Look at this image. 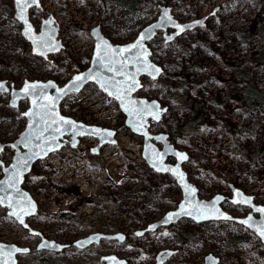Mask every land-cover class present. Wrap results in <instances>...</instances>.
Segmentation results:
<instances>
[{
    "label": "rangeland",
    "instance_id": "obj_1",
    "mask_svg": "<svg viewBox=\"0 0 264 264\" xmlns=\"http://www.w3.org/2000/svg\"><path fill=\"white\" fill-rule=\"evenodd\" d=\"M164 5L182 23L205 21L172 41L160 31L150 43L152 59L163 66L164 74L158 80L143 77L139 96L168 107L159 123L151 121V130L168 133L178 148L189 152L184 168L201 198L217 193L232 197V183L264 204V105L249 108L241 92L245 86L235 84L238 70L264 93V64L257 57L264 49V0H41V7L31 9V20L40 30L43 18L53 15L64 46L48 58L33 53L15 16L14 0H0V80L15 88L25 80L53 79L63 85L89 67L92 28L101 25L114 43H128L158 18ZM174 31L169 29L167 35ZM10 100L9 92H0V142L5 143L15 141L24 130L29 108L27 99L19 107H12ZM61 111L117 130V143L93 154L97 138H81L75 148L67 142L36 163L26 179L25 187L40 207L30 225L49 239L70 244L68 249L38 251L40 238L0 206V241L31 248L19 256L18 264H106L102 256L107 254L132 264H154L165 249L176 250L166 264H204L209 253L219 256L222 264H264L259 237L234 221L197 223L184 218L140 234L178 207L182 192L176 180L147 165L143 138L126 127L118 102L95 83L68 95ZM14 153L6 148L0 161L9 164ZM228 201L222 206L234 216L245 217L251 211ZM94 232H120L126 239H104L84 250L74 246L77 239ZM235 235L243 240L231 241Z\"/></svg>",
    "mask_w": 264,
    "mask_h": 264
},
{
    "label": "water",
    "instance_id": "obj_2",
    "mask_svg": "<svg viewBox=\"0 0 264 264\" xmlns=\"http://www.w3.org/2000/svg\"><path fill=\"white\" fill-rule=\"evenodd\" d=\"M14 5L15 16L22 24V33L31 44L35 55L48 58L49 55L56 54L63 49V43L58 38L59 25L53 15L43 18L40 30L31 20V9L41 7V0L30 3L29 6L23 8V11L17 4V0H14ZM160 10L158 18L147 24L139 31L137 37L128 43H114L103 33L101 25L92 28L94 51L89 67L75 73L63 85L53 79L46 81L25 80L21 88H15L13 85L10 87L7 80H0V85H3L0 92L11 94L10 104L12 107H19L23 100L29 101V108L24 113L26 117L24 130L15 141L0 142V154L9 147L15 150L9 164L0 161L3 169V176L0 178V206L6 208L7 214L15 218L29 234L39 236L40 241L36 247L38 251L60 253L68 249L70 244L47 238L42 231L33 228L29 223V219L35 217L40 208L37 199L25 187L26 179L36 163L61 150L67 141L75 148L79 145L81 138H97V146L91 149L93 154H98L106 144L117 143V130L77 120L61 111L63 100L72 93L81 92L89 83H95L99 89L118 102L126 117V127L133 134L143 138L142 157L147 165L160 174L172 176L181 189L182 199L178 207L169 210L161 219L149 224L140 234L172 226L184 218H190L197 223L226 220L247 227L264 244V235H261V232L264 231V211H260L264 209V205L255 203V195L247 194L231 183L229 186L232 197L217 193L210 199L201 198L199 187L189 179L184 168L190 160L189 152L178 148L168 133H156L151 130V121L159 123L168 111V107L163 106L157 99L139 96V92L144 88L143 77L158 80L164 74L163 66L152 59L153 51L150 43L160 31H163L167 39L172 41L185 32L204 26L205 21L204 18L182 23L174 17L170 6H160ZM21 14L24 16L23 20L20 19ZM181 28H183L182 31ZM169 29L175 31L168 36ZM142 36L144 38L141 40ZM137 41H140V47L124 52L113 53L111 51V49H129V46L136 44ZM78 76L83 79L76 81L75 78ZM26 85H36V87H30L29 91L25 92ZM61 117L64 120H61ZM69 120L73 123H65ZM68 136H70L69 140ZM225 200H230L235 205L249 207L251 211L245 217L234 216L223 208L222 204ZM256 213L259 215L258 217L255 216ZM104 239H118L124 242L126 236L120 232H94L77 239L74 245L84 250L99 244ZM30 252L31 248L28 246L0 241V264H18L19 256L27 255ZM175 252L173 249L160 251L154 264H166ZM102 260L106 264H132L127 258L117 254L104 255ZM205 264H221L220 258L214 253H209L205 258Z\"/></svg>",
    "mask_w": 264,
    "mask_h": 264
},
{
    "label": "trees",
    "instance_id": "obj_3",
    "mask_svg": "<svg viewBox=\"0 0 264 264\" xmlns=\"http://www.w3.org/2000/svg\"><path fill=\"white\" fill-rule=\"evenodd\" d=\"M106 5V3H105ZM257 57L260 61V63L264 64V49L257 54ZM241 76V77H240ZM235 77L237 78V82L235 84L240 86H245L242 89L243 96H245V99L243 98V101L246 102V105L249 108H261L262 105H264V93L261 92L255 85L251 82L250 76L245 73H240L238 70L235 71ZM240 93V91H239ZM189 124V120L185 123V126L187 127ZM183 127V126H182ZM177 132H179V129L177 127ZM190 236H184L185 241H188V238ZM231 241L236 242L239 240H243V237L241 235L238 236H231L229 238Z\"/></svg>",
    "mask_w": 264,
    "mask_h": 264
},
{
    "label": "snow or ice",
    "instance_id": "obj_4",
    "mask_svg": "<svg viewBox=\"0 0 264 264\" xmlns=\"http://www.w3.org/2000/svg\"><path fill=\"white\" fill-rule=\"evenodd\" d=\"M35 2V0H27V2H25V0H17V4L18 5H20L21 6V9H22V11H23V8H26L27 6H29V4L30 3H34ZM20 19H24V16H23V14H21V16H20ZM26 23H27V21H25ZM45 23H48V22H45ZM30 25H29V29H30ZM183 30V28H181V31ZM144 37L142 36L141 37V40L143 39ZM141 45H140V41H137L136 42V44H134V45H131V46H129V49H120V50H117V49H111V51L113 52V53H116V52H124V51H128V50H130L131 48H137V47H140ZM76 79V81H79V80H81V79H83V77H80V76H78V77H76L75 78ZM102 87L104 86V85H101ZM3 87V85H0V88H2ZM35 88L36 87V85H31V86H29V85H26L25 86V89H24V91L25 92H28L29 91V88ZM119 98V97H118ZM48 99H52V98H48ZM61 120H64V118L63 117H61L60 118ZM65 123H68V124H72L73 122L72 121H65ZM97 132H99L100 130H96ZM182 159L183 158H185V157H181ZM178 175H179V173H177ZM194 191V190H193ZM245 202H248V201H245ZM260 211H264V209H261ZM21 222H23V221H21ZM261 235H264V231H262L261 232ZM43 246V245H42Z\"/></svg>",
    "mask_w": 264,
    "mask_h": 264
},
{
    "label": "flooded vegetation",
    "instance_id": "obj_5",
    "mask_svg": "<svg viewBox=\"0 0 264 264\" xmlns=\"http://www.w3.org/2000/svg\"><path fill=\"white\" fill-rule=\"evenodd\" d=\"M68 142V141H67ZM67 142H66V144H67ZM248 194V193H247ZM225 201H228V200H225ZM224 201V202H225ZM223 202V203H224ZM229 202V201H228ZM256 203V202H255ZM256 204H259V205H264L263 203H256ZM229 212V211H228ZM249 213V212H248ZM247 213V214H248ZM252 232V231H251ZM254 233V232H253ZM44 234V233H43ZM256 235V234H255ZM257 236V235H256ZM37 237H39V236H37ZM258 237V236H257ZM260 240V239H259ZM260 242H261V240H260ZM261 244H263L262 242H261ZM264 245V244H263ZM75 246V245H74ZM79 249V248H78ZM79 250H81V249H79ZM176 251V250H175ZM176 253V252H175ZM217 256V255H216ZM219 257V256H218ZM205 258H206V256H205ZM220 258V257H219ZM205 260V259H204ZM220 263L222 264V261H221V258H220ZM205 264V263H204Z\"/></svg>",
    "mask_w": 264,
    "mask_h": 264
}]
</instances>
